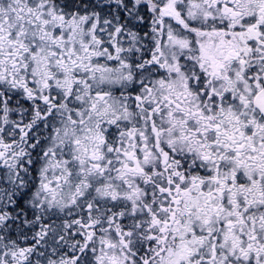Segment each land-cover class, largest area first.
Listing matches in <instances>:
<instances>
[{
  "label": "snow or ice",
  "instance_id": "obj_1",
  "mask_svg": "<svg viewBox=\"0 0 264 264\" xmlns=\"http://www.w3.org/2000/svg\"><path fill=\"white\" fill-rule=\"evenodd\" d=\"M0 264H264V0H0Z\"/></svg>",
  "mask_w": 264,
  "mask_h": 264
}]
</instances>
